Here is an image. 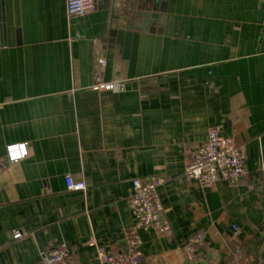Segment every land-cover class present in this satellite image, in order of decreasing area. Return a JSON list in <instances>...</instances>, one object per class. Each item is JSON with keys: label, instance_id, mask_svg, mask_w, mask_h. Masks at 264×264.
I'll list each match as a JSON object with an SVG mask.
<instances>
[{"label": "crops", "instance_id": "crops-1", "mask_svg": "<svg viewBox=\"0 0 264 264\" xmlns=\"http://www.w3.org/2000/svg\"><path fill=\"white\" fill-rule=\"evenodd\" d=\"M99 58L119 90L92 89ZM217 125L245 147L246 175L203 190L184 170ZM259 164L264 0H98L86 17L66 0H0V264H43L61 244L70 264H101L134 227L132 180L153 176L174 233L140 231L143 264H187L196 233L199 264H264Z\"/></svg>", "mask_w": 264, "mask_h": 264}, {"label": "built area", "instance_id": "built-area-1", "mask_svg": "<svg viewBox=\"0 0 264 264\" xmlns=\"http://www.w3.org/2000/svg\"><path fill=\"white\" fill-rule=\"evenodd\" d=\"M66 8L70 15L86 17L97 11L98 0H66ZM106 65L107 61L104 58L97 60L94 69L95 83L92 86L95 91L119 90V83L103 80ZM246 159L245 147L236 146L227 140L222 134L220 125L213 126L208 130L204 142L197 149L190 151L184 176L189 182L198 184L203 190L214 187L219 181L235 185L246 175ZM257 170L264 172V164H259ZM65 182L69 191L85 192L87 190L84 178L74 180L70 175H67ZM163 183V179L156 176L144 180L139 178L132 180L128 206L135 221L134 227L127 233L125 249L121 252L102 253L99 258L101 264H143L140 231L153 230L165 238L173 236V228L158 192ZM233 231L238 233V227L233 226ZM28 235L29 232L23 229L15 230L13 233L15 240H20ZM203 240L204 237L201 233H196L190 238L184 248L187 264H199L197 254ZM70 257V249L65 244L56 245L44 252L43 264H70Z\"/></svg>", "mask_w": 264, "mask_h": 264}, {"label": "clouds", "instance_id": "clouds-1", "mask_svg": "<svg viewBox=\"0 0 264 264\" xmlns=\"http://www.w3.org/2000/svg\"><path fill=\"white\" fill-rule=\"evenodd\" d=\"M8 154L11 160H20L26 155V145L24 143L11 145L8 148Z\"/></svg>", "mask_w": 264, "mask_h": 264}, {"label": "trees", "instance_id": "trees-1", "mask_svg": "<svg viewBox=\"0 0 264 264\" xmlns=\"http://www.w3.org/2000/svg\"><path fill=\"white\" fill-rule=\"evenodd\" d=\"M197 256H198V254H197Z\"/></svg>", "mask_w": 264, "mask_h": 264}]
</instances>
